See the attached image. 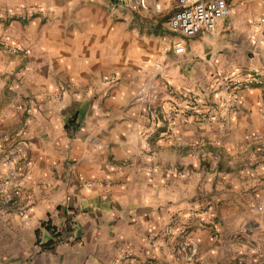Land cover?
I'll return each instance as SVG.
<instances>
[{
  "label": "crops",
  "instance_id": "1",
  "mask_svg": "<svg viewBox=\"0 0 264 264\" xmlns=\"http://www.w3.org/2000/svg\"><path fill=\"white\" fill-rule=\"evenodd\" d=\"M228 1L214 32L185 38L167 24L138 61L128 28L102 22V1L0 0V37L19 49L0 46V264H264V90L245 91L227 119H179L170 134L134 99L181 41L162 107L173 87L212 110L223 77L264 73V40L248 34L264 0ZM158 3L173 13V0ZM107 62L128 75L103 80ZM16 191L31 226L9 214ZM177 217L188 235L165 238Z\"/></svg>",
  "mask_w": 264,
  "mask_h": 264
},
{
  "label": "built area",
  "instance_id": "2",
  "mask_svg": "<svg viewBox=\"0 0 264 264\" xmlns=\"http://www.w3.org/2000/svg\"><path fill=\"white\" fill-rule=\"evenodd\" d=\"M175 8L168 20V27L181 34L185 38H193L202 33H212L217 29L219 21L230 17L231 7L228 0H173ZM123 6L134 13L149 12L153 7L150 0H124ZM154 10L162 12L161 3L155 2ZM12 15L11 18H14ZM24 19L23 15H17ZM249 31L251 38H262L264 40V16L259 17ZM0 46L14 54L19 49L9 46L0 37ZM186 53L184 42H177L171 47H165L153 61L148 69V80L143 83L134 95L135 101L149 109L150 116L157 130L170 134L176 129V121L185 122H215L219 119H227L235 114L240 106L242 94L251 89L262 88L264 90V73L261 70H253L248 76L231 75L222 78L223 87L217 93L215 109L205 110L201 107L202 98L193 95L177 93L173 87L167 90L171 100L163 103V75L166 71V60L171 55L182 56ZM21 107H17L19 110ZM25 114L30 117L33 110L31 107L24 108ZM150 146V145H149ZM22 152H18L19 158H24ZM92 187V183H87ZM22 196L16 191L8 195L5 204L9 207V214L20 218L26 226L32 225L28 208L22 205ZM257 211L264 222V203L259 204ZM175 235L186 237L188 235V224L183 223L180 218H174L166 228L165 238ZM165 242V241H164ZM132 258V255H128ZM190 264V263H188Z\"/></svg>",
  "mask_w": 264,
  "mask_h": 264
},
{
  "label": "rangeland",
  "instance_id": "3",
  "mask_svg": "<svg viewBox=\"0 0 264 264\" xmlns=\"http://www.w3.org/2000/svg\"><path fill=\"white\" fill-rule=\"evenodd\" d=\"M102 1L103 6L101 10L102 22L107 24L110 23L112 27H124L128 28L129 33L133 35L134 56L138 57V61H141V54H144L143 48L140 46L143 42H150L153 40H158L160 37H164L165 34H169V30L166 29L167 21L169 20L172 10H163L157 13L154 10L155 2L159 0H151V6L153 7L149 12H138L134 13L130 11L127 7L123 6L124 0H99ZM13 19H17V15ZM21 20V19H20ZM107 47H102V52H106ZM148 60V59H147ZM114 76H110L114 73ZM102 75L104 78H108L107 81L116 79L119 81L125 75H128V70L115 69V66L110 65L108 62L102 66ZM113 77V78H110Z\"/></svg>",
  "mask_w": 264,
  "mask_h": 264
},
{
  "label": "trees",
  "instance_id": "4",
  "mask_svg": "<svg viewBox=\"0 0 264 264\" xmlns=\"http://www.w3.org/2000/svg\"><path fill=\"white\" fill-rule=\"evenodd\" d=\"M69 123H72V125H69L68 123H67V128H71V129H75V128H77V123H76V119H72ZM72 126V127H71Z\"/></svg>",
  "mask_w": 264,
  "mask_h": 264
}]
</instances>
